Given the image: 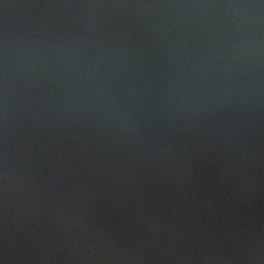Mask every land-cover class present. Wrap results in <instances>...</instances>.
I'll return each instance as SVG.
<instances>
[{"label": "water", "instance_id": "water-1", "mask_svg": "<svg viewBox=\"0 0 264 264\" xmlns=\"http://www.w3.org/2000/svg\"><path fill=\"white\" fill-rule=\"evenodd\" d=\"M0 264H264V0H0Z\"/></svg>", "mask_w": 264, "mask_h": 264}]
</instances>
